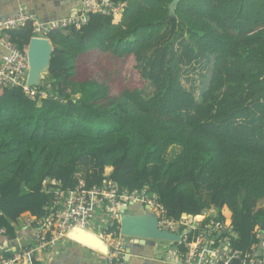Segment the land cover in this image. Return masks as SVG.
<instances>
[{"label":"trees","instance_id":"16d2710c","mask_svg":"<svg viewBox=\"0 0 264 264\" xmlns=\"http://www.w3.org/2000/svg\"><path fill=\"white\" fill-rule=\"evenodd\" d=\"M114 1L117 19L94 13L45 34L46 96L0 88V226L14 238L23 214L44 217L49 180L108 179L146 187L174 219L212 208L201 225L229 220L232 250L263 252L264 0H179L173 14L171 0ZM33 36L29 23L7 31L20 49ZM128 59L141 85L113 91L104 60L119 71ZM195 66L205 70L197 95L182 83Z\"/></svg>","mask_w":264,"mask_h":264},{"label":"built area","instance_id":"2783aa9c","mask_svg":"<svg viewBox=\"0 0 264 264\" xmlns=\"http://www.w3.org/2000/svg\"><path fill=\"white\" fill-rule=\"evenodd\" d=\"M122 10L123 4L119 1L80 0L76 11L44 25L24 8H19L12 16L0 19V45L4 49L0 57V88L21 87L29 99H34L46 96V88L50 87L45 84L41 88L26 85L28 72L26 48L20 49L11 43L7 39L8 30L29 23L34 36H45L48 31L54 29L80 28L87 23L90 14L94 13L111 15L117 19ZM76 181L75 187L71 189L52 187L57 184L54 180L45 183V189L50 195L44 205L48 213L37 220L29 217L33 220L28 219V225L36 222V226L32 227L31 243L16 247L8 246L0 250V264H34L30 258L35 259V253L39 250L56 249L63 240L70 239L66 233L74 228L90 231L106 243L108 253L104 256L105 264H124L127 237L120 234L119 226L118 231L114 226L116 223L119 224L121 212L133 204H139L145 211L154 214L160 230L181 237L179 241H171V246L164 255L173 263L230 264L233 258H239L242 264H264V251L254 248L241 257L240 252L231 249L230 237L233 235V226L229 220L217 223L210 218L207 223L201 225L197 217L188 214H182L178 219H174L166 214L158 196L149 192L146 187L127 190L108 179L101 184L87 187L81 177H77ZM100 208L106 217L101 228L97 220V211H100ZM191 230H197L198 233L191 241H186ZM220 235L223 236L217 241V246H213V237L217 238ZM0 237H8L6 229L2 226ZM182 243L185 248L181 250Z\"/></svg>","mask_w":264,"mask_h":264},{"label":"crops","instance_id":"0c3cea01","mask_svg":"<svg viewBox=\"0 0 264 264\" xmlns=\"http://www.w3.org/2000/svg\"><path fill=\"white\" fill-rule=\"evenodd\" d=\"M80 0H0V19L14 15L19 8H24L33 14L41 24H47L53 20L69 15L78 9ZM4 49L0 45V57ZM109 172L110 169L108 168ZM141 205L133 204L128 208L130 213H140ZM257 208H264V202L259 201ZM215 210L210 208L202 215L195 217L202 221L206 216H214ZM28 214H23L18 220L14 238L0 237V250L9 247L28 245L32 241V226L28 225ZM97 220L100 228L106 220L103 210L97 211ZM170 241L151 240L137 237H127L125 250L129 252L125 256L124 264H176L164 257ZM30 261L38 264H105L104 256L80 243L70 239L63 240L54 250H39ZM26 264V263H24ZM28 264V263H27ZM32 264V263H31Z\"/></svg>","mask_w":264,"mask_h":264},{"label":"water","instance_id":"95a60500","mask_svg":"<svg viewBox=\"0 0 264 264\" xmlns=\"http://www.w3.org/2000/svg\"><path fill=\"white\" fill-rule=\"evenodd\" d=\"M179 0H171L168 9L169 13H174V6ZM53 50V46L49 39L45 36H33L30 38L26 46V57L28 64V72L26 77L27 86H37L39 88L44 86V75L48 73L50 57ZM140 213H130L127 209H124L119 218V232L126 237H137L151 240H165V241H179L181 237L178 234L168 232L166 230H160L157 226V218L154 214L144 210V207H140ZM263 227V224H260ZM88 235L94 236L92 232L80 228H74L66 233V236L71 240L80 243L88 248L95 250L102 256H106L108 253V246L101 240L105 246L106 251L102 252L94 248L91 245L83 243V238ZM129 250L126 249V254Z\"/></svg>","mask_w":264,"mask_h":264},{"label":"rangeland","instance_id":"374dc122","mask_svg":"<svg viewBox=\"0 0 264 264\" xmlns=\"http://www.w3.org/2000/svg\"><path fill=\"white\" fill-rule=\"evenodd\" d=\"M104 68L107 70L111 69L115 72L114 78L112 79L113 91L122 89L126 86L137 87L141 85L138 74L133 68V63L129 59L122 64L121 70L119 71L108 60H104ZM204 73L205 70L200 69L198 66L193 67V69L189 70L187 74L182 76L183 85L188 89H192L197 95L204 82L202 77ZM144 86L145 93H150L153 90V87L149 83H145Z\"/></svg>","mask_w":264,"mask_h":264},{"label":"bare ground","instance_id":"6f19581e","mask_svg":"<svg viewBox=\"0 0 264 264\" xmlns=\"http://www.w3.org/2000/svg\"><path fill=\"white\" fill-rule=\"evenodd\" d=\"M90 232V231H88ZM94 236L88 235L87 237L83 238V243H86L88 245L93 246L94 248L101 250L102 252L106 251V246L105 244L99 240V238L96 234H93Z\"/></svg>","mask_w":264,"mask_h":264},{"label":"clouds","instance_id":"9594fccd","mask_svg":"<svg viewBox=\"0 0 264 264\" xmlns=\"http://www.w3.org/2000/svg\"><path fill=\"white\" fill-rule=\"evenodd\" d=\"M46 37V36H45Z\"/></svg>","mask_w":264,"mask_h":264}]
</instances>
